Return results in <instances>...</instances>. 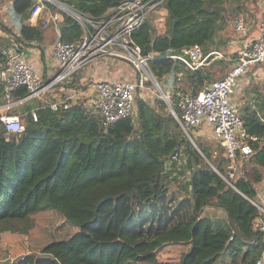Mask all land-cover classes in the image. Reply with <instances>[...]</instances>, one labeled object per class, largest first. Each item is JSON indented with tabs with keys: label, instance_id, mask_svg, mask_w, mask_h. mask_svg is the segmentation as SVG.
Here are the masks:
<instances>
[{
	"label": "trees",
	"instance_id": "1",
	"mask_svg": "<svg viewBox=\"0 0 264 264\" xmlns=\"http://www.w3.org/2000/svg\"><path fill=\"white\" fill-rule=\"evenodd\" d=\"M58 1L101 17L124 0ZM224 1L163 0L157 10L165 11V30L157 29L155 14L132 33L143 53L154 55L151 69L167 85L177 112L180 92H197L211 80L205 67L193 70L173 55L195 44L214 50L207 44L224 20ZM33 4H24L26 18ZM13 7L18 11L17 1ZM0 27L7 29L1 19ZM19 29L22 42L43 36L36 23L22 22ZM82 31L63 14L59 39L77 41ZM27 94L24 86L12 92L15 99ZM77 97L57 109L51 106L55 97L24 101L13 112L25 125L22 132H8L0 120V225L30 236L37 216L46 213L42 239L33 244L29 237V253L11 264H255L263 251L252 223L255 183L264 168V99L243 110L245 126L258 140L229 182L221 144L220 151L198 139L194 145L161 97L156 105L137 98L134 116L108 125ZM210 208L220 214L210 215ZM189 223L191 246L176 261L139 252L124 239L175 232Z\"/></svg>",
	"mask_w": 264,
	"mask_h": 264
},
{
	"label": "built area",
	"instance_id": "2",
	"mask_svg": "<svg viewBox=\"0 0 264 264\" xmlns=\"http://www.w3.org/2000/svg\"><path fill=\"white\" fill-rule=\"evenodd\" d=\"M46 1L56 7L58 5L66 7L68 11L52 10ZM46 1L33 0L34 4L30 11L32 22L40 23L44 28L53 25L58 30L59 20L64 14L62 11H65L81 25L82 35L74 42L59 38L54 42L53 52L60 69L48 80H43L39 76L34 64L16 47L2 51L6 60L0 69V83L7 101L0 108L11 109L13 105L38 97L58 85L65 91V96L59 101L51 102V106L54 109H57L59 104L67 106L71 98L84 93L81 87L83 85H74L72 75L85 65L104 57L125 59L138 73L136 80L110 79L93 84L90 105L94 112L101 116L104 124H112L124 117L134 116L138 92L145 88L148 82L154 83L162 91L161 84L150 65L154 55H145L131 36L133 31L158 9L163 0H124L101 17L91 16L58 0ZM252 25L244 14H239L232 20L236 36L242 41L235 57L236 63L223 77L209 81L199 91L180 92L178 112L173 108L170 96L164 90L162 92L185 135L192 138L193 132L201 126L213 131L222 146V156L228 164V176L225 178L229 182L241 172L240 162L253 153L252 143L258 140L257 135L248 132L241 110L232 98L248 65L264 62V16L258 22L255 35L252 34ZM217 52L211 50L206 53L201 45L195 44L181 48L173 57L196 70L205 67L209 57ZM67 84L73 85L66 89L64 86ZM21 86L28 89V94L15 99L12 92ZM32 115L37 119L35 110ZM0 120L8 132H22L25 129L23 121L17 114H0ZM253 203L257 206L258 212L252 227L261 233L260 240L263 246L262 254L255 264H264V200L257 202L254 199Z\"/></svg>",
	"mask_w": 264,
	"mask_h": 264
},
{
	"label": "rangeland",
	"instance_id": "3",
	"mask_svg": "<svg viewBox=\"0 0 264 264\" xmlns=\"http://www.w3.org/2000/svg\"><path fill=\"white\" fill-rule=\"evenodd\" d=\"M241 4L243 9L238 10L237 7ZM207 6H209V4H207ZM56 9L58 11H68L66 7L59 5ZM220 9L224 12V20L219 21L216 25V28L211 34V39L207 44L208 49L212 48L218 51L209 57L208 64L205 66L209 72L210 80L223 77L236 63V50H238L237 47L241 45V41L237 42L238 38L231 24L232 20L239 14H244L250 22L258 25V22L262 16H264V0H244L243 3L241 0H225ZM65 11L62 12L67 13ZM151 15H155L157 29L159 31H163L166 28V16L164 12L159 10L151 13ZM101 60L107 64L106 68L111 69L112 67L114 73L116 74H119L120 71L122 73V67H126L127 72H130V75H133L131 80H136L138 73L127 60L109 57H104V59ZM92 64L93 62L85 65L72 76L76 78L77 81L85 80L89 74ZM106 68L104 67V69ZM59 69L60 66L58 67V70ZM90 84H92V82L89 81L88 86H90ZM160 84L162 90H164L163 87L167 88V85L164 82H161ZM72 85L73 84H67L64 87L67 89V87L71 88ZM74 85H77V83ZM81 87L85 88V91H88L87 85ZM88 92L86 95L77 97V99L79 98L78 100L83 101L89 106L91 104V93L89 92L88 94ZM51 94L61 98L65 96V91H63L62 87L58 85L53 90L43 93L42 96H46L50 99L52 98ZM162 95L163 94L160 90L152 82H148L147 86L140 89L138 92V98L147 100L152 105H156V97L159 96L162 98ZM232 98L233 102L240 108L242 114L245 107L252 109L255 107V104H258V102H261V100L264 99V62H255L248 65L246 72L236 86L235 92L232 94ZM189 139L194 145H197L196 141L198 139L204 144L211 145L213 148H217L218 151H220L218 141L215 138L213 131L205 126H201L193 132L192 138ZM175 186L177 187V185ZM45 215L46 213L39 214L37 216V222H34L35 225L30 231V236L25 233L6 229L4 225H0V264H11L12 262L19 260L20 257L28 254L30 251L29 237L33 244H38L37 241L42 239L44 235L43 226L45 225ZM124 239L135 244L139 252L156 251L162 260H179L180 252L185 249V242L189 239V225H183L175 232L152 235L149 237L130 236L124 237Z\"/></svg>",
	"mask_w": 264,
	"mask_h": 264
},
{
	"label": "crops",
	"instance_id": "4",
	"mask_svg": "<svg viewBox=\"0 0 264 264\" xmlns=\"http://www.w3.org/2000/svg\"><path fill=\"white\" fill-rule=\"evenodd\" d=\"M16 1H17V9L19 12L15 11L13 7ZM28 1L29 0H0V19L4 23V25L7 27V30L0 27V53H2V51H4L5 49H12L13 47H16L20 52H22L26 56V58L29 61H31L34 64L39 76L43 80H48L54 77L58 71V63L54 56L53 45H54V42L59 38V32L57 28L53 25H51L50 27L44 28L40 25V23H37L38 25L41 26L43 30V36L40 40H34V41H28V42H22L21 40H19L18 39V35H20L19 25L22 24V22L23 23L25 22L31 25L35 24L34 22L30 20V17L26 18L23 14L25 12V9L27 8V6L24 7V4L25 3L27 4ZM157 11L158 10L154 12H157ZM161 12H164L165 14V11L161 10ZM62 20H63V16H61L59 21L61 22ZM252 34L253 35L257 34V25L255 24L252 25ZM240 41L241 40L238 38L237 42H240ZM240 46L241 45H239L237 49H239ZM101 59H104V58H99L93 62L92 67L89 70V74L85 80L77 81L76 78H74L73 83L75 84L77 83L83 86L87 85L88 91L92 94L93 92L92 86L95 82L103 81V80H110V79H120V80H127V79L131 80L132 79L133 75H130V72H127L126 67H122L121 69L122 73L120 71L119 74H116L114 73L112 67L111 69L106 68L107 64ZM2 65H3V62L1 61L0 69L2 68ZM104 67L106 69H104ZM89 81L92 82L90 86H88ZM84 89L85 88H82L84 92L83 94H77L78 97H80L81 95H86L88 91H85ZM0 91H1L0 92V107H1L7 101V98L5 96V91L2 88L1 83H0ZM42 95L35 97V98H31V99H38V100L42 99V101H48L49 98H47L46 96L43 97ZM51 95L52 97L57 98V101L60 100L58 96L53 95V94ZM29 100L30 99L25 100V101H29ZM20 104L21 103H17L13 105L11 109H8V110L2 107L0 108V114H3V113L13 114L14 110L20 108L19 106ZM259 170L262 173V178L260 179V181L255 183V188H256L255 200L257 202H261L264 200V168H259ZM248 171L249 173H252L254 171V167L252 164L248 166ZM208 212L212 216H217L218 214H220V209L210 208ZM187 225H189L190 227L192 226V223H189ZM189 241H190V238L185 242V249L180 252L179 259L183 252L189 250L191 246ZM158 257L161 258L159 254H158ZM171 260L176 261L173 259Z\"/></svg>",
	"mask_w": 264,
	"mask_h": 264
},
{
	"label": "water",
	"instance_id": "5",
	"mask_svg": "<svg viewBox=\"0 0 264 264\" xmlns=\"http://www.w3.org/2000/svg\"><path fill=\"white\" fill-rule=\"evenodd\" d=\"M161 93L163 92V90L162 91H160ZM163 94V93H162ZM162 98H164V96L162 95ZM164 100H165V98H164Z\"/></svg>",
	"mask_w": 264,
	"mask_h": 264
}]
</instances>
